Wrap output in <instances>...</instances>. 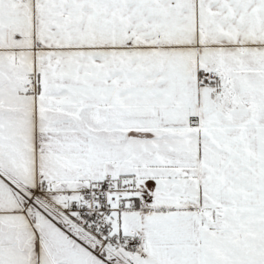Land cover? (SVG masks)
Here are the masks:
<instances>
[{
    "label": "snow or ice",
    "instance_id": "snow-or-ice-1",
    "mask_svg": "<svg viewBox=\"0 0 264 264\" xmlns=\"http://www.w3.org/2000/svg\"><path fill=\"white\" fill-rule=\"evenodd\" d=\"M0 264H264V0H0Z\"/></svg>",
    "mask_w": 264,
    "mask_h": 264
}]
</instances>
